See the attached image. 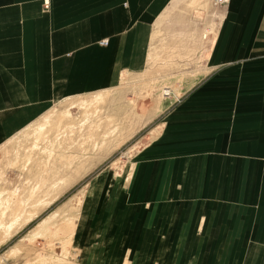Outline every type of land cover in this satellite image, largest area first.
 <instances>
[{
	"label": "crops",
	"instance_id": "obj_1",
	"mask_svg": "<svg viewBox=\"0 0 264 264\" xmlns=\"http://www.w3.org/2000/svg\"><path fill=\"white\" fill-rule=\"evenodd\" d=\"M190 3L210 0H0V146L153 46L203 50ZM207 51L129 167L76 182L81 264H264V0H226Z\"/></svg>",
	"mask_w": 264,
	"mask_h": 264
},
{
	"label": "rangeland",
	"instance_id": "obj_2",
	"mask_svg": "<svg viewBox=\"0 0 264 264\" xmlns=\"http://www.w3.org/2000/svg\"><path fill=\"white\" fill-rule=\"evenodd\" d=\"M225 1L190 3L196 18L205 17L204 51L153 46L146 71L56 103L0 146V264H81L73 244L83 193L76 182L89 171L129 167L191 82L183 75L208 52Z\"/></svg>",
	"mask_w": 264,
	"mask_h": 264
},
{
	"label": "bare ground",
	"instance_id": "obj_3",
	"mask_svg": "<svg viewBox=\"0 0 264 264\" xmlns=\"http://www.w3.org/2000/svg\"><path fill=\"white\" fill-rule=\"evenodd\" d=\"M169 92V91H168ZM166 93H167V91H166ZM167 94H170V92L169 93H167Z\"/></svg>",
	"mask_w": 264,
	"mask_h": 264
},
{
	"label": "built area",
	"instance_id": "obj_4",
	"mask_svg": "<svg viewBox=\"0 0 264 264\" xmlns=\"http://www.w3.org/2000/svg\"><path fill=\"white\" fill-rule=\"evenodd\" d=\"M167 93H169V92L167 91ZM167 93H166V95H169V94H167Z\"/></svg>",
	"mask_w": 264,
	"mask_h": 264
}]
</instances>
